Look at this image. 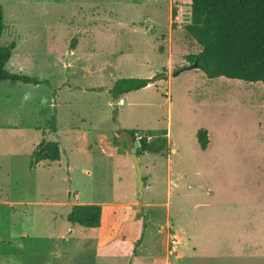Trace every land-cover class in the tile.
I'll return each mask as SVG.
<instances>
[{
    "label": "rangeland",
    "instance_id": "rangeland-1",
    "mask_svg": "<svg viewBox=\"0 0 264 264\" xmlns=\"http://www.w3.org/2000/svg\"><path fill=\"white\" fill-rule=\"evenodd\" d=\"M0 4L6 70L40 80L0 79V264H264V89L177 72L200 50L189 0ZM123 130L148 145L140 201ZM42 139L60 157L31 164ZM74 203L100 225L69 223Z\"/></svg>",
    "mask_w": 264,
    "mask_h": 264
},
{
    "label": "trees",
    "instance_id": "trees-1",
    "mask_svg": "<svg viewBox=\"0 0 264 264\" xmlns=\"http://www.w3.org/2000/svg\"><path fill=\"white\" fill-rule=\"evenodd\" d=\"M189 7L190 21L184 28L200 46V50L186 55L189 62L187 67L190 68L196 61L194 68L201 70L207 78L223 76L247 82L260 81L264 89V0H189ZM3 28L0 4V35ZM13 46V42L7 45L0 43V79L39 83L37 78L6 70L5 64ZM163 77L159 72L150 78H118L114 80L110 92L116 97ZM50 129L55 130L53 119L50 121ZM262 131L264 135V125ZM131 134L136 137L133 132ZM138 139L139 156L148 145L145 137ZM196 140L199 148L204 150L208 143L205 128L196 130ZM59 157L58 143L42 139L32 151L31 164L58 160ZM66 220L84 227H97L101 221V206L95 203H74Z\"/></svg>",
    "mask_w": 264,
    "mask_h": 264
},
{
    "label": "water",
    "instance_id": "water-1",
    "mask_svg": "<svg viewBox=\"0 0 264 264\" xmlns=\"http://www.w3.org/2000/svg\"><path fill=\"white\" fill-rule=\"evenodd\" d=\"M194 67H196V61H194L190 65V68H194ZM186 68L188 67L187 66L183 67L177 72L181 71L182 69H186ZM117 135L124 142L128 157L132 161V165L135 170L137 199L140 201L142 197V188L144 186V180L142 178L139 158L137 155V147L140 145V140L134 137L130 132L125 131V130L120 131Z\"/></svg>",
    "mask_w": 264,
    "mask_h": 264
},
{
    "label": "crops",
    "instance_id": "crops-1",
    "mask_svg": "<svg viewBox=\"0 0 264 264\" xmlns=\"http://www.w3.org/2000/svg\"><path fill=\"white\" fill-rule=\"evenodd\" d=\"M194 70H196V68H193ZM204 74V73H203ZM166 135H167V130H166ZM207 136H208V132H207ZM208 144V143H207ZM206 148H207V146H206ZM205 148V149H206ZM138 158H139V156H138ZM145 184V183H144ZM171 235H173V233L171 234ZM175 250V247L172 249V250H170V251H174Z\"/></svg>",
    "mask_w": 264,
    "mask_h": 264
}]
</instances>
